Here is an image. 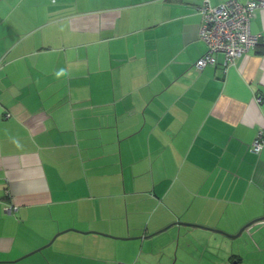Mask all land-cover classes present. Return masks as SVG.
<instances>
[{"label":"crops","instance_id":"obj_1","mask_svg":"<svg viewBox=\"0 0 264 264\" xmlns=\"http://www.w3.org/2000/svg\"><path fill=\"white\" fill-rule=\"evenodd\" d=\"M203 1L0 0V264H264V7L198 70Z\"/></svg>","mask_w":264,"mask_h":264},{"label":"built area","instance_id":"obj_2","mask_svg":"<svg viewBox=\"0 0 264 264\" xmlns=\"http://www.w3.org/2000/svg\"><path fill=\"white\" fill-rule=\"evenodd\" d=\"M262 7L264 2L255 0L246 4L239 0H227L217 6L204 0L199 7L202 16L199 34L207 49L197 61L196 69L202 70L209 65H215L216 56L223 54V70L227 72L239 58L253 50L259 44V36L251 33V23L256 11ZM263 148L264 139L260 131L251 149L253 153L260 154ZM13 209L7 210L11 212Z\"/></svg>","mask_w":264,"mask_h":264},{"label":"water","instance_id":"obj_3","mask_svg":"<svg viewBox=\"0 0 264 264\" xmlns=\"http://www.w3.org/2000/svg\"><path fill=\"white\" fill-rule=\"evenodd\" d=\"M262 219H264V218H262ZM262 219H259V220H262ZM258 220V221H259ZM181 224H184V223H181ZM252 223H250V224H248V225H246L245 227H243L240 231H239V233L237 234V235H230V234H227V233H224V232H222V231H216V232H219V233H221V234H223V235H225V236H227V237H229V238H232V239H235V238H238L239 236H241V234L248 228V227H250V225H251ZM187 226H192V225H190V224H186ZM168 229V228H167ZM167 229H165V230H167ZM164 230V231H165ZM58 236V235H57ZM57 236L56 237H54V239L49 243V245H51L52 243H53V241L55 240V238H57ZM128 239H130V238H128ZM43 249H39V250H37V251H35L34 253H37V252H41ZM33 254V253H32ZM28 256H30V255H27L26 257H28ZM26 257H23V258H26Z\"/></svg>","mask_w":264,"mask_h":264},{"label":"rangeland","instance_id":"obj_4","mask_svg":"<svg viewBox=\"0 0 264 264\" xmlns=\"http://www.w3.org/2000/svg\"><path fill=\"white\" fill-rule=\"evenodd\" d=\"M247 229H249V228H247ZM247 231V230H246ZM246 231H244V233L246 232ZM247 233H249V232H247ZM243 234V233H242ZM247 235V234H246ZM244 238V237H243ZM41 248V247H40ZM47 249H49V247L47 248ZM37 253H39V254H37V255H41L42 254V251L41 252H37ZM35 255V254H34ZM36 257H39V256H36ZM187 263H189V259H187V258H184V260H179V261H177V263L175 262V264H187Z\"/></svg>","mask_w":264,"mask_h":264}]
</instances>
